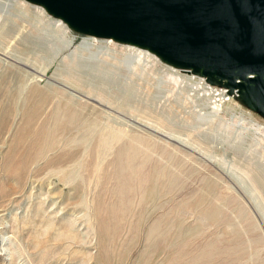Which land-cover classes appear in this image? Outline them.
Instances as JSON below:
<instances>
[{
  "label": "rangeland",
  "instance_id": "374dc122",
  "mask_svg": "<svg viewBox=\"0 0 264 264\" xmlns=\"http://www.w3.org/2000/svg\"><path fill=\"white\" fill-rule=\"evenodd\" d=\"M70 29L0 0V264H264V116Z\"/></svg>",
  "mask_w": 264,
  "mask_h": 264
},
{
  "label": "water",
  "instance_id": "95a60500",
  "mask_svg": "<svg viewBox=\"0 0 264 264\" xmlns=\"http://www.w3.org/2000/svg\"><path fill=\"white\" fill-rule=\"evenodd\" d=\"M74 33L143 45L264 116V0H25ZM164 62V61H163Z\"/></svg>",
  "mask_w": 264,
  "mask_h": 264
},
{
  "label": "bare ground",
  "instance_id": "6f19581e",
  "mask_svg": "<svg viewBox=\"0 0 264 264\" xmlns=\"http://www.w3.org/2000/svg\"><path fill=\"white\" fill-rule=\"evenodd\" d=\"M34 3V2H33ZM35 4H38V3H35ZM39 5V4H38ZM8 7V6H7ZM40 7H42L41 5H40ZM5 8V7H4ZM43 8V7H42ZM44 9V8H43ZM51 15V14H50ZM52 16H54V15H52ZM54 17H56V16H54ZM56 18H58V17H56ZM59 20H61L60 18H58ZM61 23H64V24H66L65 22H63L62 20H61ZM70 27V26H69ZM71 28V27H70ZM78 32H81V33H86V34H91V33H88V32H85V31H78ZM94 36H96V35H94V34H91V37H94ZM96 37H102V38H105V39H109V41H113L114 39H112L111 37H103V36H96ZM121 42H125V44H128V45H131V46H135V47H129V49H133V53H135V51H137V48H141V49H143V50H147L148 52H150V53H152L153 55H155L159 60H160V57L156 54V53H154L153 51H151L149 48H147L146 46H143V45H138V44H135V43H131V42H128V41H124V40H122ZM141 49H139V51H137V53H139V55H141V57H145V53H143V51H141ZM147 52V55H150L149 53ZM147 58H151V57H147ZM136 59H138L137 58V56L136 55H133V58H132V60H136ZM163 61H165L166 62V65H168V66H170V67H173V68H176V69H181V70H186V71H188V72H190V73H192L193 75H196L197 77L199 76L200 78H203L207 83H209L208 81H207V79H206V77H205V75H200L199 73H197L198 71L197 70H194V69H191V68H188V67H185V66H181V65H176V63H173V62H169V61H166V60H163ZM193 78H195V77H193ZM194 86H196V87H200V86H202V82H200V81H196L195 83H194ZM216 94V93H215ZM255 128V127H254ZM261 130V129H260ZM264 132V131H263Z\"/></svg>",
  "mask_w": 264,
  "mask_h": 264
}]
</instances>
